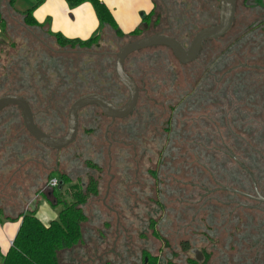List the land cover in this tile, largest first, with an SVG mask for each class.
I'll return each mask as SVG.
<instances>
[{
	"label": "rangeland",
	"instance_id": "obj_1",
	"mask_svg": "<svg viewBox=\"0 0 264 264\" xmlns=\"http://www.w3.org/2000/svg\"><path fill=\"white\" fill-rule=\"evenodd\" d=\"M8 1L1 0L6 26L0 37L4 39L0 42V97H37L33 109L40 127L61 137L68 128L69 109L79 96L117 87V52L141 36H121L108 25H99V39L92 46H61L48 34L47 24L27 27L13 9L21 5L17 0L13 6ZM153 2L144 36L160 32L166 24L165 7L169 0ZM137 3L140 17L151 12L148 0H132L129 8H138ZM155 16L161 26L153 24ZM141 24L142 21L138 27ZM154 53L156 58L150 59ZM126 65L135 67L146 90L133 113L116 122L125 127L123 142L113 141L111 146L106 142L105 125L109 119L106 121L96 106L80 111L78 135L60 151L30 136L18 107L4 109L0 120V249L9 248V234H15L19 222L13 217L20 211L37 209L45 222L58 217L60 207L54 208L49 201L54 199L50 171L56 166L55 171L69 175L75 182L86 184L91 178L97 182L95 194L83 205L85 244L71 253L76 264H144L149 257L157 258L159 264H195L196 257L191 252L194 248L208 255L203 261L196 260V264H264V245L253 242V238L263 240L260 223L252 224L250 238L246 239L247 224L234 217H244L248 210L242 206L234 211L223 208L251 204L240 193L253 190L249 175L234 157L217 151L213 155V149L184 146V140L190 137L202 140L201 132H194L199 125L188 122L194 129L188 138L184 131L186 115L180 98L183 87L194 86L191 78L184 82L187 68L176 62L172 51L164 46L136 51ZM188 67L191 76L196 68ZM193 74L198 77V70ZM121 93L124 99L128 98L127 90L122 88ZM221 136L222 143L238 140L233 133ZM204 143L211 144L212 139L204 138ZM238 149L241 152L237 157L248 164L264 194V148ZM17 153L42 159L50 169L44 170L40 165L39 175L30 176L25 173V166L20 169L15 164L19 163ZM13 168H19L18 172ZM206 191L211 197H204ZM201 205L203 209L199 208ZM186 239L191 244L189 251L182 245ZM60 257L63 261L68 259L67 254Z\"/></svg>",
	"mask_w": 264,
	"mask_h": 264
},
{
	"label": "flooded vegetation",
	"instance_id": "obj_2",
	"mask_svg": "<svg viewBox=\"0 0 264 264\" xmlns=\"http://www.w3.org/2000/svg\"><path fill=\"white\" fill-rule=\"evenodd\" d=\"M165 8L166 24L160 32L157 33H164L174 37L182 43L185 48L190 46L196 34L201 30L214 26L220 22L221 0H181L180 2L178 0H169V2L166 3ZM153 24L161 26V20L155 16ZM158 46L160 47L164 45ZM164 47H167L172 51L170 47ZM156 54L157 53H154V55L149 58L155 59ZM173 55L176 62L181 64V66L188 70V66L193 65L196 68L195 71L198 70L199 73L198 77L194 76L193 73L195 71L194 69L192 70V68L189 69L192 70L191 76L188 75L187 70L183 72L184 82H188L189 78H191L194 81V86L189 87L186 85V88L183 87L180 104L182 112L186 115L184 125L182 124L184 128L186 127L184 129L186 137L188 138L191 130H194L191 126V128L189 127V124L193 123L197 124V126L199 125L194 132L197 133L200 131L202 140L197 136L190 137V139L184 140V146L188 147L189 145L190 147L203 148L205 147L204 138L209 137L212 139V143L207 146L216 149L221 147L254 150L263 149L264 0H236L235 17L230 29L220 37L205 39L197 57L193 60L185 63L181 62L174 53ZM129 56L125 60L124 69L136 82L139 88L140 99L141 95L146 90L144 85L145 82L141 80V78H137L135 67L131 69L127 67L126 63ZM132 65L136 66V62L133 61ZM118 81L119 84H117V87L112 91L109 90L111 89L109 88L107 92L98 91L96 93L104 95L116 107H121L129 98L128 96L127 99H124V94L121 93L122 88L127 90L128 93L129 90L120 80ZM22 97L31 105L35 122L37 126L42 129L36 120L35 111L33 109V102L37 101L38 98L33 96ZM89 106L91 105L82 108L80 111ZM4 109L0 112V120L4 116L2 115ZM19 112L21 113L24 123L22 111L19 110ZM105 117L106 121L109 119V122L105 125L104 136L109 142V145L111 146L113 141L123 142L121 137L124 134L125 127L120 123L116 124V122L127 117L113 119L106 114ZM13 118H15V116H13ZM10 121L16 120L11 119ZM222 133H233V138L238 140L222 143L220 140ZM24 138L25 137H21L22 140H24ZM12 143L22 144L23 142L13 141ZM29 153L34 155L33 151H29ZM251 157L254 156L251 154ZM17 159L19 163L17 162L15 164L18 165L20 169H23L25 166V173H29L30 176H36L38 174V167L40 165L44 170L50 169L48 163L46 164L42 159L37 160L36 158H33V156L25 158L23 154L17 153ZM59 160L60 157H57L56 163H58ZM235 161L239 164L240 168L249 175L253 184V190L252 188H248V191H246L248 193L240 191L241 194H246L245 196L248 197L251 204L239 206L225 205L223 208H230L231 211H234L242 206L248 210L244 217H234L235 221L240 223L244 221L247 224L245 233V238L247 239L250 238L248 235L251 232L253 223L259 222L261 225V231L264 232V203L253 198L257 197L258 193L263 197L264 194L260 190L259 182L256 180L257 178L254 177L252 172L253 176L249 172L251 169L247 166L248 164L237 157L235 158ZM4 162L5 160H2L1 164ZM19 168H13L12 171H15L16 173ZM217 189H220V186H218ZM231 191H234V189L232 188ZM199 208L203 209L204 205L199 206ZM246 241L248 242V240ZM253 242L263 243L264 245V237L262 241H257V238H253ZM194 249L191 250L192 253ZM256 255L257 254H247V257Z\"/></svg>",
	"mask_w": 264,
	"mask_h": 264
},
{
	"label": "trees",
	"instance_id": "obj_3",
	"mask_svg": "<svg viewBox=\"0 0 264 264\" xmlns=\"http://www.w3.org/2000/svg\"><path fill=\"white\" fill-rule=\"evenodd\" d=\"M32 1L33 2L31 5H29V7L21 11V14L24 16V23L30 27H43L46 23L40 24L35 19L33 13L40 5L45 2V0ZM11 2H13V0H11ZM66 2L71 9L78 7L83 3H91L99 19L100 26L108 25L110 28L114 29L118 35L121 36H144V29L146 28L144 23L147 22V24H150L149 19L152 15L151 10L150 13H147L145 17L141 19L142 24L140 27L137 26L129 32H124L120 28L114 14L112 13V10L103 0H66ZM0 26L3 30H5L6 25L5 19L2 15L1 0ZM48 34L55 37L56 42L59 43L61 46H72L73 48L75 46L90 47L95 44L99 39L98 31L94 32L87 39L69 38L64 36L62 33H53L50 30H48ZM10 106L12 107L15 105ZM94 106L99 107L97 105ZM18 109L20 110L19 107ZM102 113L105 115L103 111ZM30 136L32 135L30 134ZM226 138L229 139L230 137L226 136ZM36 141L39 142L38 140ZM106 142L108 143L107 140ZM203 148L213 149V155H215L214 151H217L218 154L221 152L223 156H226L231 159L232 157H234L235 159L237 157V154L241 152V150H239L238 148L221 147L219 149H216L211 146H207V144ZM234 149L238 151L235 152ZM55 168L54 170L50 171L53 174L51 180L57 178L59 181V185L51 188V195L54 199L49 201L54 208L60 207L58 217L50 220L49 222H45L37 214V209H28L22 211L17 216V218L20 220L19 230L14 240L12 241L9 249L6 253H3L0 250V264H76L74 263V261L76 260L72 259L71 253L73 252V250L76 249L77 246L85 244L83 234V223L86 221V216L83 210V205L87 202L90 196L95 194L94 191L96 189L97 182L93 181V178H91L89 180V183L86 184L78 181L75 182L73 181V179L70 178L69 175L55 171ZM207 192L208 191L205 192L204 197H211L210 191L208 193ZM182 245L186 248L185 251H189L191 244L188 239L184 240L182 242ZM61 254H67L68 259L66 261H63L62 257H60ZM204 255L205 259H207L208 255L205 253ZM196 260L194 261L197 263L198 260ZM105 264L109 263L105 262ZM144 264L159 263L157 261V258L149 257L148 260L146 259L144 261Z\"/></svg>",
	"mask_w": 264,
	"mask_h": 264
},
{
	"label": "water",
	"instance_id": "obj_4",
	"mask_svg": "<svg viewBox=\"0 0 264 264\" xmlns=\"http://www.w3.org/2000/svg\"><path fill=\"white\" fill-rule=\"evenodd\" d=\"M235 12L236 0H221L220 22L197 33L188 48H185L182 43L174 37L164 33H154L152 35L142 36L125 44L117 52L115 68L117 77L129 90V98L127 102L121 107H116L100 93H87L80 96L73 102L69 109L68 128L66 133L61 137L52 136L37 126L31 105L20 95L7 94L1 96L0 112L5 107L10 105L18 106L22 111L26 129L36 140L56 150L66 148L75 141L78 135L79 112L82 108L88 105H97L106 115L112 117L113 119L124 118L132 113L139 100V88L134 79L127 74L124 69L125 60L131 53L153 46L164 45L170 47L175 56L181 62H189L197 57L205 39L220 37L230 29L234 21ZM145 15L146 13H142L141 18H144ZM144 25L145 27L148 26L147 23H144ZM3 41L4 39L0 38V42ZM253 198L264 203V197L259 193L257 197ZM193 253H195V257L198 261H202L204 259V253L201 250L194 249Z\"/></svg>",
	"mask_w": 264,
	"mask_h": 264
},
{
	"label": "crops",
	"instance_id": "obj_5",
	"mask_svg": "<svg viewBox=\"0 0 264 264\" xmlns=\"http://www.w3.org/2000/svg\"><path fill=\"white\" fill-rule=\"evenodd\" d=\"M112 10L120 28L124 32H129L141 23V17L139 16V9L141 8L138 4V8H129L130 2L132 0H103ZM12 5L11 0L8 1ZM33 1L30 0H17V3L21 7L13 8L16 11V16H22V21L24 23V16L21 11L29 7ZM149 10L154 6L153 0H148ZM150 12V11H148ZM146 12V14L148 13ZM35 19L40 24H47V29L53 33H62L64 36L69 38H81L87 39L94 32L99 31L97 28L100 25L99 19L96 15L94 7L91 3H83L82 5L71 9L66 0H45V2L40 5L33 13ZM122 20V23L121 21ZM45 24V25H46ZM26 25V24H25ZM27 26V25H26ZM28 27V26H27ZM100 28V27H99ZM4 35V30L0 26V37ZM37 194V192H35ZM30 195V191L27 192V196ZM26 196V195H25ZM20 211L16 214L14 218L21 213ZM8 218V216H6ZM18 227L15 234L10 237L9 247L14 240L20 226V220H18ZM11 232V229H10ZM9 249V248H8ZM7 249V250H8ZM6 253L7 250L3 251Z\"/></svg>",
	"mask_w": 264,
	"mask_h": 264
},
{
	"label": "built area",
	"instance_id": "obj_6",
	"mask_svg": "<svg viewBox=\"0 0 264 264\" xmlns=\"http://www.w3.org/2000/svg\"><path fill=\"white\" fill-rule=\"evenodd\" d=\"M58 185H59V181H58L57 178H54V179H52V180L50 181V186H51V187H56V186H58Z\"/></svg>",
	"mask_w": 264,
	"mask_h": 264
}]
</instances>
